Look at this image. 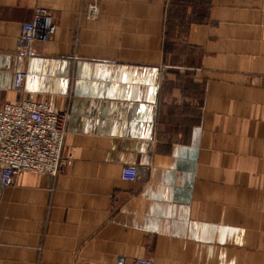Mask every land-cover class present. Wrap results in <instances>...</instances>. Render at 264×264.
<instances>
[{
  "label": "crops",
  "instance_id": "crops-1",
  "mask_svg": "<svg viewBox=\"0 0 264 264\" xmlns=\"http://www.w3.org/2000/svg\"><path fill=\"white\" fill-rule=\"evenodd\" d=\"M35 7L56 32L26 57ZM23 98L66 135L1 190L0 264H264V0H0V106Z\"/></svg>",
  "mask_w": 264,
  "mask_h": 264
},
{
  "label": "built area",
  "instance_id": "built-area-1",
  "mask_svg": "<svg viewBox=\"0 0 264 264\" xmlns=\"http://www.w3.org/2000/svg\"><path fill=\"white\" fill-rule=\"evenodd\" d=\"M97 7L90 4L88 18L95 19ZM56 32L52 13L35 7L30 19L20 25L16 52L29 57L36 42L45 43ZM27 73L13 74L15 92L24 89ZM66 114L53 111L45 100L20 99L0 106V194L14 184L20 172L55 176L62 163L61 151L66 135ZM142 172L134 165L121 169L123 180H139ZM123 264V263H119ZM132 264H152L151 258H137Z\"/></svg>",
  "mask_w": 264,
  "mask_h": 264
}]
</instances>
